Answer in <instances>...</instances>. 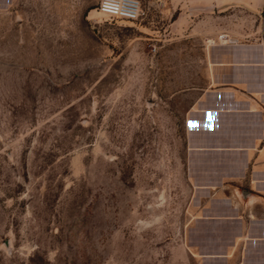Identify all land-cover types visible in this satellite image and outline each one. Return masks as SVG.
<instances>
[{"label":"rangeland","instance_id":"374dc122","mask_svg":"<svg viewBox=\"0 0 264 264\" xmlns=\"http://www.w3.org/2000/svg\"><path fill=\"white\" fill-rule=\"evenodd\" d=\"M98 1L0 12V264H214L174 92L199 49L164 40L166 0L137 21Z\"/></svg>","mask_w":264,"mask_h":264},{"label":"crops","instance_id":"0c3cea01","mask_svg":"<svg viewBox=\"0 0 264 264\" xmlns=\"http://www.w3.org/2000/svg\"><path fill=\"white\" fill-rule=\"evenodd\" d=\"M166 1L164 40L199 49L191 79L174 88L190 97L182 118L195 243L214 264H264V0ZM37 2L0 0V12Z\"/></svg>","mask_w":264,"mask_h":264},{"label":"built area","instance_id":"2783aa9c","mask_svg":"<svg viewBox=\"0 0 264 264\" xmlns=\"http://www.w3.org/2000/svg\"><path fill=\"white\" fill-rule=\"evenodd\" d=\"M98 10L102 14L127 21H137L144 13L140 0H99ZM218 39L224 43L232 42L225 33L219 34Z\"/></svg>","mask_w":264,"mask_h":264}]
</instances>
